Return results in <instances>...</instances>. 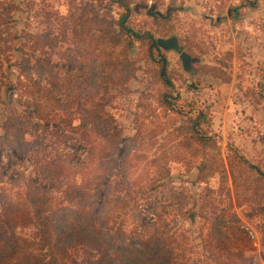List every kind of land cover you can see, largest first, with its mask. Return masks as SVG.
<instances>
[{
    "label": "rangeland",
    "instance_id": "374dc122",
    "mask_svg": "<svg viewBox=\"0 0 264 264\" xmlns=\"http://www.w3.org/2000/svg\"><path fill=\"white\" fill-rule=\"evenodd\" d=\"M1 1L0 15L6 16L3 11L14 6L10 30L18 37L13 41L15 48L6 55L5 84L0 90V210L8 201L26 205L28 183L47 190L53 208L77 207V202L64 193L72 182L89 184L99 203L104 200L103 190L110 188L112 198L123 197L127 204L124 208L122 202L115 205L118 219L131 226L161 217L157 224L170 229L180 259L188 264H264V186L259 180L253 184L257 169L248 171L242 165L231 169L228 164L230 156L238 153L264 171V0H131L127 19L131 28L151 31L157 38L176 35L184 50L199 58V63H192L189 69L175 50L149 51L148 45L138 40L119 44L115 54L126 46L137 69L125 85L110 86L112 98L106 109L122 130L115 150L94 134L88 138L89 143L83 141L76 130L79 115L75 107L58 111L51 122L37 119L25 110L17 84L24 78L21 48L32 56L34 77L41 76L45 82L54 80L77 70L76 60L83 69L94 48L95 43H81L74 36V18L86 8L88 17L107 14L119 19L125 9L109 0ZM152 4L157 8L151 13ZM27 33L47 34L56 45L38 47L34 52L37 38L29 41ZM188 38L201 45L202 51H189ZM110 50L107 47L105 51L112 53ZM161 58L166 62L170 85L160 75ZM197 70L201 74L193 76ZM65 93L70 94L63 91L60 98L68 102ZM164 93H168L167 100ZM13 110L26 118L23 127L28 130L30 147L25 152L13 147L4 126ZM200 111L208 113L211 120L203 119L199 133L213 137L227 169L206 181L201 180L198 165L204 156L211 158L209 154L189 158L190 164L186 160L166 162L163 157L164 152H170L173 158L185 148L193 150L191 145L187 147L191 139L176 129ZM138 131L141 138L133 142ZM228 144L235 149L231 151ZM126 146L132 149L123 162ZM193 147L202 148L201 144ZM207 151L216 152L213 148ZM155 157L158 162L153 165L150 160ZM204 196L219 208L232 200L243 225L249 228L252 237L248 246L233 250L231 258L211 238L209 222L198 216ZM31 230L18 228L23 234ZM92 254L94 251L78 249L70 264H87Z\"/></svg>",
    "mask_w": 264,
    "mask_h": 264
},
{
    "label": "trees",
    "instance_id": "16d2710c",
    "mask_svg": "<svg viewBox=\"0 0 264 264\" xmlns=\"http://www.w3.org/2000/svg\"><path fill=\"white\" fill-rule=\"evenodd\" d=\"M109 2L117 3L125 9L119 19L107 14L88 17L86 8L74 18L72 30L77 40L81 43H87L89 40L90 43H95L93 51L90 52L88 65L82 69L83 64L76 60L74 66L78 67L77 70L45 82L43 77L33 76L32 56L21 48L20 65L23 67L21 76L24 78L18 81L17 89L20 91V100L25 105V110H30L43 122L54 121L58 111L75 107L79 115L76 130L83 137V141L89 143L88 138L94 134L104 139L105 144L111 145L115 150L119 148L122 130L114 116L106 109L112 98L110 86L125 85L135 75L137 63L127 54L126 46L117 54L114 51L123 41H126L127 45L135 40L141 41L148 45L149 51L160 47L157 37L151 31L139 32L127 24L132 10L131 0H109ZM0 6H3L1 0ZM13 10L14 6H10L3 11L6 16L0 15V90L5 84L3 67L6 55L15 48L13 41L18 37L10 30ZM26 36L30 37L29 41L37 38L38 46H32L34 52L39 49L38 47L56 45L55 41L44 33H27ZM187 42L189 51L195 50L194 48L202 51V46L194 40L188 38ZM107 47L112 49L110 50L112 53L108 51L106 53ZM160 62L162 67L160 75L165 77V84L170 85L171 82L166 79L164 58H161ZM90 64L89 69L87 67ZM65 84L66 89L63 88ZM63 91L70 92V94L65 93L66 98L70 99L68 102L60 98ZM163 98L167 100L168 93H164ZM207 116L208 113L200 111L195 118H191L189 122L184 121L176 129L180 135L191 139L187 145V147L192 146L191 152L186 151L184 147L185 150L174 154L173 158L170 152H164L163 156L166 162L174 159L186 160L190 164V159L198 158L201 153L209 154L211 158L204 156L198 165L203 181L208 180L218 171L224 174L227 170L224 158L218 156L216 142H212L213 137L206 132L199 133L198 128L203 119L208 120L207 122L211 120ZM24 119L21 114H15L13 110L4 124L13 147L20 152H25L30 147L26 139L28 130L23 127ZM140 138L141 134L138 131L132 137V141L137 142ZM193 144H201L202 148L193 147ZM176 146L181 148L182 144L177 143ZM228 146L231 151L235 149L233 144ZM126 148L121 156L123 162L132 146ZM212 148L216 150L215 153L206 152L207 149ZM150 161L154 165L158 162V158L155 157ZM228 164L231 169L234 165L248 167V171L251 168L257 169L258 174L253 184L257 185L259 180L264 186V171L251 165L245 156L235 153L230 156ZM234 181L236 184V179ZM27 186L26 205L18 206L8 201L0 210V264H70L73 253L78 249H84L87 253L94 251V254L88 257L87 264H188L180 259L170 229L157 224L156 220H161V217L156 220L151 218L150 222L141 223L140 220L131 226H128L125 220L118 219L114 211L115 205L122 202L124 208L127 204L123 197L112 198L110 188L103 190L104 200L99 203L89 184L72 182L64 193L67 199L77 202V207L62 205L53 208L47 190L33 186L31 183ZM249 187L251 186H247L248 189ZM207 190L214 192L212 188ZM237 203L241 204L242 201ZM198 216L209 222L211 238L216 241L219 250L227 252L229 258L233 257V250L248 246V240L252 236L250 237L249 228L243 225L237 215L232 200L224 208H219L217 203L211 202L204 196L199 205ZM20 227H29L32 230L29 234H23L18 231Z\"/></svg>",
    "mask_w": 264,
    "mask_h": 264
},
{
    "label": "water",
    "instance_id": "95a60500",
    "mask_svg": "<svg viewBox=\"0 0 264 264\" xmlns=\"http://www.w3.org/2000/svg\"><path fill=\"white\" fill-rule=\"evenodd\" d=\"M156 8H157V5L152 4L149 8V11L152 13V11L156 10ZM157 12L159 11L157 10ZM157 43H158V46L164 50H167V51L175 50L180 55V58L183 60V62L194 61V59L191 58L189 53L184 50V47L178 44V40L175 35L168 37V38L158 37Z\"/></svg>",
    "mask_w": 264,
    "mask_h": 264
},
{
    "label": "flooded vegetation",
    "instance_id": "af4514ba",
    "mask_svg": "<svg viewBox=\"0 0 264 264\" xmlns=\"http://www.w3.org/2000/svg\"><path fill=\"white\" fill-rule=\"evenodd\" d=\"M174 36V35H173ZM176 36V35H175ZM171 37V36H170ZM177 37V36H176ZM168 38V37H167ZM177 40H178V44L179 45H181L180 44V41H179V39H178V37H177ZM182 46V45H181ZM190 55V54H189ZM191 56V55H190ZM191 58H193L194 59V61H186V62H184V65L187 67V68H189V69H192L193 67L191 66V64L192 63H199V58H197V57H193V56H191ZM196 70V69H195ZM192 74H193V76H197V75H200L201 73L199 72V70H197V72H192Z\"/></svg>",
    "mask_w": 264,
    "mask_h": 264
}]
</instances>
